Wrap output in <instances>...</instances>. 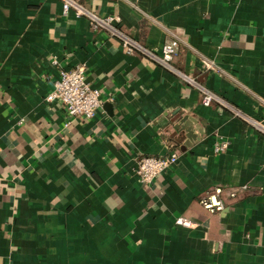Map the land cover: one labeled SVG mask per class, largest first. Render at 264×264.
Wrapping results in <instances>:
<instances>
[{
	"label": "crops",
	"instance_id": "1",
	"mask_svg": "<svg viewBox=\"0 0 264 264\" xmlns=\"http://www.w3.org/2000/svg\"><path fill=\"white\" fill-rule=\"evenodd\" d=\"M78 1L149 49L178 39L177 70L261 118L264 0ZM54 58L86 64L93 119L67 125L46 100ZM171 151L177 165L141 183L139 158ZM240 185L219 213L199 204ZM0 264H264V136L59 0H0Z\"/></svg>",
	"mask_w": 264,
	"mask_h": 264
},
{
	"label": "built area",
	"instance_id": "2",
	"mask_svg": "<svg viewBox=\"0 0 264 264\" xmlns=\"http://www.w3.org/2000/svg\"><path fill=\"white\" fill-rule=\"evenodd\" d=\"M62 5V14L68 16L73 14L76 18H86L94 31L104 30L110 36L118 38L127 53H138L156 62L163 68L182 77L189 85L195 86L202 93L204 105L217 103L231 110L241 120L252 126L259 134L264 136V109L261 118L255 119L241 113L239 110L228 104L217 94L206 89L193 78L177 70L173 66L179 50V40L173 39L165 43L159 50H152L143 46L139 41L130 37L120 26L119 20L114 16H101L87 8L78 0H59ZM52 65L58 68V75L53 78V89L47 95L48 102L60 104L67 117V125L71 120H91L101 109L103 104V94L98 88L92 86L87 79L88 68L86 64H81L73 69H63L59 66V61L54 58ZM204 66L215 69L212 62L205 61ZM228 148V141L221 140L215 147V153H221ZM179 153L171 151L165 156H142L137 161L135 173L141 183L152 185L157 179L167 171L177 165ZM248 191L247 185H240L230 188L214 187L206 191L199 199V204L203 209L211 214L223 211L226 207L225 196L230 200H236L241 193ZM176 223L182 227L190 228L193 223L186 218H179Z\"/></svg>",
	"mask_w": 264,
	"mask_h": 264
}]
</instances>
